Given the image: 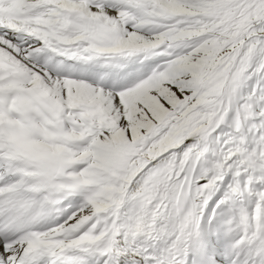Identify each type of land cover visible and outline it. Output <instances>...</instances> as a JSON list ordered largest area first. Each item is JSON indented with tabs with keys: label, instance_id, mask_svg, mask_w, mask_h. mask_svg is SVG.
Wrapping results in <instances>:
<instances>
[{
	"label": "snow or ice",
	"instance_id": "obj_1",
	"mask_svg": "<svg viewBox=\"0 0 264 264\" xmlns=\"http://www.w3.org/2000/svg\"><path fill=\"white\" fill-rule=\"evenodd\" d=\"M0 264H264V0H0Z\"/></svg>",
	"mask_w": 264,
	"mask_h": 264
}]
</instances>
